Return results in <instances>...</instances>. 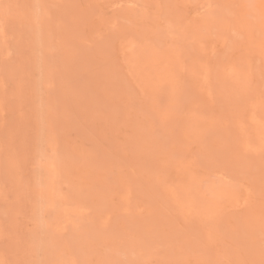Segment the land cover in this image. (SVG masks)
Returning <instances> with one entry per match:
<instances>
[{
  "label": "rangeland",
  "instance_id": "374dc122",
  "mask_svg": "<svg viewBox=\"0 0 264 264\" xmlns=\"http://www.w3.org/2000/svg\"><path fill=\"white\" fill-rule=\"evenodd\" d=\"M263 127L264 0H0V264H264Z\"/></svg>",
  "mask_w": 264,
  "mask_h": 264
},
{
  "label": "bare ground",
  "instance_id": "6f19581e",
  "mask_svg": "<svg viewBox=\"0 0 264 264\" xmlns=\"http://www.w3.org/2000/svg\"><path fill=\"white\" fill-rule=\"evenodd\" d=\"M204 1V0H203ZM216 2V1H215ZM196 3V2H195ZM170 4V3H169ZM215 6V5H214ZM228 7H229V5H228ZM171 9V8H170ZM179 11V10H178ZM139 16H141V15H139ZM142 17V16H141ZM147 17V16H146ZM201 18V17H200ZM118 20V19H117ZM205 21V20H204ZM141 24V23H140ZM147 26V25H146ZM148 29V28H147ZM154 29V28H153ZM210 29V28H209ZM212 30V29H211ZM44 35V34H43ZM143 35V34H142ZM38 37V36H37ZM38 39V38H37ZM147 40V39H146ZM230 40V39H229ZM37 41V40H36ZM36 41H35V43H36ZM78 41V40H77ZM45 42V41H44ZM215 42V41H214ZM39 43V42H38ZM42 43V42H41ZM69 43V42H68ZM76 43V42H75ZM147 44V43H146ZM146 44H144V45H146ZM217 44V43H216ZM76 45V44H75ZM78 45V44H77ZM74 46V45H73ZM80 46V45H79ZM217 46V45H216ZM38 47V46H37ZM37 47H36V49H37ZM61 48V47H60ZM41 49V48H40ZM146 49V48H145ZM147 50V49H146ZM117 52H119V50L117 51ZM38 53V52H37ZM43 53V52H42ZM221 54V53H220ZM37 55V54H36ZM229 58V57H228ZM140 64V63H139ZM233 64V63H232ZM154 73V72H153ZM134 78V77H133ZM128 81V80H127ZM46 89V88H45ZM162 97V96H161ZM137 100V99H136ZM12 101V100H11ZM17 102V101H16ZM54 104V103H53ZM13 105V104H12ZM59 105V104H58ZM56 107V106H55ZM58 107V106H57ZM18 117V116H17ZM256 119V118H255ZM262 122V121H261ZM260 122V123H261ZM63 123V122H62ZM245 123V122H244ZM257 123V122H256ZM241 126V125H240ZM264 128V127H263ZM254 129V128H253ZM197 130V129H196ZM229 140V139H228ZM231 142H233V141H231ZM244 142V141H243ZM165 143V142H164ZM235 144V143H234ZM231 145V144H230ZM233 145V144H232ZM234 146H236V145H234ZM61 147V146H60ZM246 147V146H245ZM240 163V162H239ZM160 165V164H159ZM138 170V169H137ZM131 178V177H130ZM193 182V181H192ZM197 182V181H196ZM174 188V187H173ZM190 204V203H189ZM58 207V206H57ZM2 217V216H1ZM4 220H5V218H4ZM126 222V221H125ZM133 226V225H132ZM126 237V236H125ZM241 247V246H240ZM190 264V263H189Z\"/></svg>",
  "mask_w": 264,
  "mask_h": 264
}]
</instances>
